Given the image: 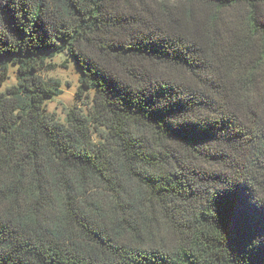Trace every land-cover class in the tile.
<instances>
[{"label": "trees", "instance_id": "obj_1", "mask_svg": "<svg viewBox=\"0 0 264 264\" xmlns=\"http://www.w3.org/2000/svg\"><path fill=\"white\" fill-rule=\"evenodd\" d=\"M0 264H264V0H0Z\"/></svg>", "mask_w": 264, "mask_h": 264}, {"label": "rangeland", "instance_id": "obj_2", "mask_svg": "<svg viewBox=\"0 0 264 264\" xmlns=\"http://www.w3.org/2000/svg\"><path fill=\"white\" fill-rule=\"evenodd\" d=\"M50 62L52 65H55L54 69L41 71V75L46 80H58L61 84L62 92L47 102V111L55 114L60 121L65 122L69 109L78 106L85 111L89 110L88 105L91 103L94 90L88 92L87 97L83 100L78 99L77 91L81 84V72L76 67L74 61L69 59L65 54H57ZM17 83V67L11 66L9 78L4 82L1 90L5 91L8 87Z\"/></svg>", "mask_w": 264, "mask_h": 264}]
</instances>
